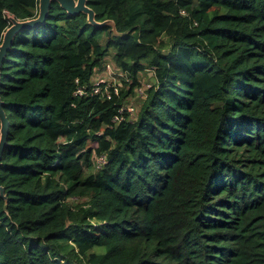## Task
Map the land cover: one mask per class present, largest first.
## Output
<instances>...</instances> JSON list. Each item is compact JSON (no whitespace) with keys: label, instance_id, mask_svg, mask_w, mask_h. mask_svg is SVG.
Segmentation results:
<instances>
[{"label":"trees","instance_id":"1","mask_svg":"<svg viewBox=\"0 0 264 264\" xmlns=\"http://www.w3.org/2000/svg\"><path fill=\"white\" fill-rule=\"evenodd\" d=\"M87 5L112 25L53 2L1 63L0 264H264V0ZM37 15L0 0V44ZM109 51L131 86L107 99Z\"/></svg>","mask_w":264,"mask_h":264},{"label":"water","instance_id":"2","mask_svg":"<svg viewBox=\"0 0 264 264\" xmlns=\"http://www.w3.org/2000/svg\"><path fill=\"white\" fill-rule=\"evenodd\" d=\"M53 2H57L62 8H64L69 14H78L84 12L88 16V21L91 25H105L112 24L111 21L105 20L103 22H98L95 20V12L92 8L87 5V0H38V15L35 18L27 20H17L11 16V25L6 29L3 34V39L0 44V67L1 63L7 54V47L15 34L24 27L34 26L44 21L49 7ZM1 76V74H0ZM3 101L0 97V160L2 150L7 142V130H8V119L3 110ZM0 196L5 197L4 187L0 185Z\"/></svg>","mask_w":264,"mask_h":264},{"label":"rangeland","instance_id":"3","mask_svg":"<svg viewBox=\"0 0 264 264\" xmlns=\"http://www.w3.org/2000/svg\"><path fill=\"white\" fill-rule=\"evenodd\" d=\"M10 18H11V16H10ZM8 48L9 47H7L6 51H8ZM105 62H108L111 65L112 72H110V73L106 72L103 69L104 68V66H103V68L101 70L95 72L94 76L95 77H102L105 81L110 82L111 84H114L116 82L118 84L119 88L122 87L126 91L129 90V88L131 86V80L128 77V75L125 74L123 71H121L123 75L120 76L118 74V71H116V69L114 68V61L112 59V51H109L108 55L105 58ZM152 75H153L152 71L149 68H146V69L138 72L137 78H138L140 85L138 87H136L132 92H129L128 95L126 96V99L124 100L125 104L132 105L135 108V111H134L135 113L133 115H131V118L136 117V114L139 110V106H140L141 102L143 101V99L145 98V90L150 84H152ZM61 140H63V138H61ZM96 145H97L96 142L88 140V146L95 147ZM95 157L96 156L94 155L93 160H95ZM94 166H95V168H97V166H100V162L97 159L95 161ZM83 167H84V172L89 171L85 165H83ZM91 170L95 171L93 168ZM82 200H80V201H82ZM77 201H78V199H71L72 203H77Z\"/></svg>","mask_w":264,"mask_h":264},{"label":"built area","instance_id":"4","mask_svg":"<svg viewBox=\"0 0 264 264\" xmlns=\"http://www.w3.org/2000/svg\"><path fill=\"white\" fill-rule=\"evenodd\" d=\"M6 14H8L7 11H5ZM114 68L116 69V71H118V74L120 76H122V70H120L119 68H116L114 65ZM106 72H112L111 70V65L108 62L104 63V68H103ZM91 82H92V93L95 94H102V96L106 97L107 99H110L112 97V94H118V84L115 82L114 84H111L110 82L105 81L102 77H95L94 75L91 78ZM112 88V90H111ZM85 93V90L83 88H78L75 92V94L77 95H83ZM127 111L131 115H133L135 112V108L132 105H124L121 108H119V113L120 115H117L113 118V122H118L119 120H121L123 118L122 114L124 111ZM96 159L100 162V166L102 164H104L106 162V157L104 154H101L100 156L95 157V161ZM97 166V167H100Z\"/></svg>","mask_w":264,"mask_h":264}]
</instances>
